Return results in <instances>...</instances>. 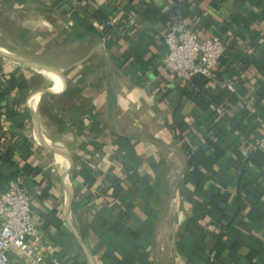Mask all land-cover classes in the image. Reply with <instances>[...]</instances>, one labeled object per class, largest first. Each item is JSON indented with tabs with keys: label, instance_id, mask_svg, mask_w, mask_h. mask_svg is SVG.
<instances>
[{
	"label": "crops",
	"instance_id": "obj_1",
	"mask_svg": "<svg viewBox=\"0 0 264 264\" xmlns=\"http://www.w3.org/2000/svg\"><path fill=\"white\" fill-rule=\"evenodd\" d=\"M175 23L222 39L204 91L235 104L202 113L164 69ZM0 94V195L28 194L43 264H264V0H0ZM202 120L226 156L195 190ZM213 206L244 222L217 259Z\"/></svg>",
	"mask_w": 264,
	"mask_h": 264
},
{
	"label": "built area",
	"instance_id": "obj_2",
	"mask_svg": "<svg viewBox=\"0 0 264 264\" xmlns=\"http://www.w3.org/2000/svg\"><path fill=\"white\" fill-rule=\"evenodd\" d=\"M164 45L167 54L163 67L179 82L188 81L196 75L213 80L226 51L219 36L199 40L195 30L181 23L169 27ZM225 88L235 92L232 83H226ZM253 150H264V123L262 135L254 143ZM35 231L30 198L17 181L11 180L8 189L0 195V264H43V257L30 243ZM13 255L19 260H13Z\"/></svg>",
	"mask_w": 264,
	"mask_h": 264
},
{
	"label": "trees",
	"instance_id": "obj_3",
	"mask_svg": "<svg viewBox=\"0 0 264 264\" xmlns=\"http://www.w3.org/2000/svg\"><path fill=\"white\" fill-rule=\"evenodd\" d=\"M210 81L203 76L196 75L190 78L184 89V95L187 99L191 100L195 106L203 113L206 112L211 105L219 106L221 104H235L237 102L236 96L228 91L226 88L222 93L217 97H210L207 95L205 86L207 82ZM1 98V94H0ZM203 127L205 129V138L204 141L198 140L196 132L186 128L184 124H180L177 127L179 132L189 130L191 141L183 140V136H178L180 141L183 140L181 147L186 156V177L189 178L193 188L199 189L201 186H205L207 182H213L217 179L218 171L216 170V165L218 162L226 156V142L224 137L226 136L225 131L215 129L209 125H206V120H202ZM193 137H196V142H193ZM198 138V139H197ZM197 140L199 142H197ZM3 160V157H0ZM212 213H218L219 215L214 214L213 222L217 224L221 231L220 234L214 232H209L206 230V234L214 238L216 243L211 248V253H213L214 258H218L222 251V245L220 244L222 236L224 233H228L231 229H235L236 226L243 227L244 222L241 219L234 216L230 221H226L225 218H222L220 213L225 212V209H219L218 207H210ZM214 211V212H213ZM222 218V219H221ZM194 222V221H193ZM196 226V224H192ZM197 229H201L200 226H196ZM203 231V230H202Z\"/></svg>",
	"mask_w": 264,
	"mask_h": 264
}]
</instances>
